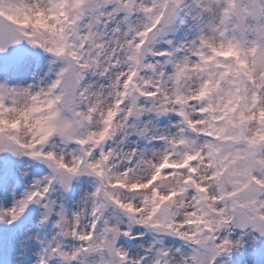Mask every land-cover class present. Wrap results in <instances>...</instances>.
Masks as SVG:
<instances>
[{
  "label": "snow or ice",
  "instance_id": "1",
  "mask_svg": "<svg viewBox=\"0 0 264 264\" xmlns=\"http://www.w3.org/2000/svg\"><path fill=\"white\" fill-rule=\"evenodd\" d=\"M0 264H264V0H0Z\"/></svg>",
  "mask_w": 264,
  "mask_h": 264
}]
</instances>
